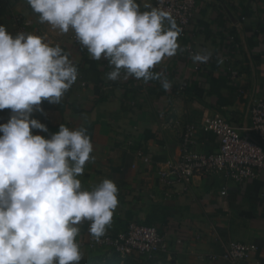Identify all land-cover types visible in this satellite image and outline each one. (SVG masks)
Here are the masks:
<instances>
[{"label": "crops", "instance_id": "obj_1", "mask_svg": "<svg viewBox=\"0 0 264 264\" xmlns=\"http://www.w3.org/2000/svg\"><path fill=\"white\" fill-rule=\"evenodd\" d=\"M137 3L142 11L144 4H150ZM16 16L47 34V24L38 22L25 0H0V25L12 34ZM263 26L264 0H196L188 38L178 43L194 52L206 49L212 56L206 63H193L178 50L156 65L153 71L172 82L168 92L158 80L109 81L108 62L92 60L86 49L72 42L71 32L60 41L53 39L69 53L83 80L77 79L60 104L42 102L43 113L34 111L31 118L48 132L32 130L33 134L46 138L62 123L70 129L86 128L95 159L86 163L79 177L82 187L90 190L105 178L118 187V207L106 233L137 223L154 226L169 240V254L151 260L132 255L120 261L101 249H83L80 264H229L219 257L231 241L257 246L256 254L243 264H264V171L241 183L194 177L188 185L166 184L160 177L180 157V129L167 125L169 119L188 125L204 116L222 117L233 126L250 127L249 108L255 99H264ZM10 114V109L0 110V124ZM130 140L133 147L128 146ZM218 145L213 134L199 131L189 147L199 154H213ZM139 149L151 162L133 155ZM223 189L225 195L220 194ZM88 235L84 222L77 241ZM177 239L182 243L176 244Z\"/></svg>", "mask_w": 264, "mask_h": 264}, {"label": "clouds", "instance_id": "obj_2", "mask_svg": "<svg viewBox=\"0 0 264 264\" xmlns=\"http://www.w3.org/2000/svg\"><path fill=\"white\" fill-rule=\"evenodd\" d=\"M40 24L59 34L72 33L92 60L112 69L109 81L158 80L165 92L172 82L156 65L181 48L172 14L137 0H25ZM206 49L189 54L206 63ZM77 64L59 43L23 31L15 35L0 25V110L10 109L0 124V264H80V225L100 240L118 207V187L105 178L90 190L81 177L92 156L87 129L63 123L48 132L32 119L42 102L58 105L77 81Z\"/></svg>", "mask_w": 264, "mask_h": 264}, {"label": "built area", "instance_id": "obj_3", "mask_svg": "<svg viewBox=\"0 0 264 264\" xmlns=\"http://www.w3.org/2000/svg\"><path fill=\"white\" fill-rule=\"evenodd\" d=\"M152 7H161L169 11L178 27L182 30L178 40L184 42L188 38V27L194 19L196 11V0H147ZM243 20V19H242ZM13 34L23 31L38 36H44L53 42L49 35L40 33L32 27L31 23L21 16L13 17ZM264 27V26H263ZM75 45H79L74 36L71 37ZM228 40L233 43L234 37ZM186 49L180 53L189 57L194 53L191 46H182ZM194 70H198L195 65ZM236 77L235 71L231 72ZM77 79H82L78 75ZM83 80V79H82ZM81 81V87H84ZM239 95L244 96L243 90ZM251 125L249 128L237 127L228 123L222 117L204 116L198 122L182 125L177 119H169L166 124L180 129L181 148L180 157L173 162L167 172L160 173V177L166 184L182 183L188 185L194 177H216L226 182L241 183L248 179H256L261 171H264V99H255L249 108ZM199 131L211 133L218 139V150L213 154H199L191 150L189 145L194 144L195 134ZM245 133V134H244ZM47 135L46 138H48ZM128 146L133 147V141ZM133 155L143 158L145 162H151L143 157L141 150L133 152ZM226 194V189L220 192ZM81 251L88 249L94 251L101 249L106 253L115 254L120 261L132 255L153 259L156 255L169 254V240L154 226L129 223L123 231L115 234L106 233L100 240L93 239L90 234L84 241H77ZM177 239L176 244H181ZM255 244H246L236 241L229 242L220 255V259L229 264H243L248 262L257 252ZM211 259H218L211 256Z\"/></svg>", "mask_w": 264, "mask_h": 264}, {"label": "water", "instance_id": "obj_4", "mask_svg": "<svg viewBox=\"0 0 264 264\" xmlns=\"http://www.w3.org/2000/svg\"><path fill=\"white\" fill-rule=\"evenodd\" d=\"M47 34L53 38L54 40L60 41L64 34H59L57 31H54L50 28L49 25H47Z\"/></svg>", "mask_w": 264, "mask_h": 264}]
</instances>
